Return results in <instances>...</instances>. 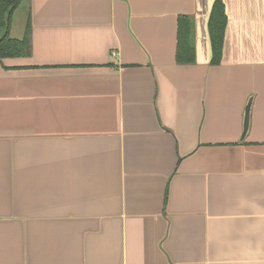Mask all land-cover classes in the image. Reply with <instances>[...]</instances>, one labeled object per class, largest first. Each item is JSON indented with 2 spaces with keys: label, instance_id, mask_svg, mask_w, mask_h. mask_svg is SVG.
<instances>
[{
  "label": "crops",
  "instance_id": "obj_1",
  "mask_svg": "<svg viewBox=\"0 0 264 264\" xmlns=\"http://www.w3.org/2000/svg\"><path fill=\"white\" fill-rule=\"evenodd\" d=\"M216 1L22 0L10 34L29 20L33 52L0 62V264H264V0H222L217 63Z\"/></svg>",
  "mask_w": 264,
  "mask_h": 264
},
{
  "label": "trees",
  "instance_id": "obj_2",
  "mask_svg": "<svg viewBox=\"0 0 264 264\" xmlns=\"http://www.w3.org/2000/svg\"><path fill=\"white\" fill-rule=\"evenodd\" d=\"M22 0H0V62L9 57H27L33 52L32 25L28 20L23 37H12L11 26L14 14ZM226 11L222 0H217L210 16L209 27L212 38L214 61H220L226 28ZM193 22L189 16L179 18V41L177 59L180 63L193 62L195 59L192 44Z\"/></svg>",
  "mask_w": 264,
  "mask_h": 264
},
{
  "label": "water",
  "instance_id": "obj_3",
  "mask_svg": "<svg viewBox=\"0 0 264 264\" xmlns=\"http://www.w3.org/2000/svg\"><path fill=\"white\" fill-rule=\"evenodd\" d=\"M251 107H252V99L250 98L248 103H247L245 114H244V131H243L242 137H245L246 134L248 133V129H249V125H250Z\"/></svg>",
  "mask_w": 264,
  "mask_h": 264
}]
</instances>
